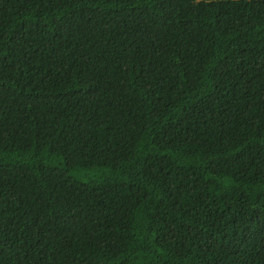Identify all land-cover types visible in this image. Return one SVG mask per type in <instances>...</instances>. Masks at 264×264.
<instances>
[{
    "label": "trees",
    "instance_id": "obj_1",
    "mask_svg": "<svg viewBox=\"0 0 264 264\" xmlns=\"http://www.w3.org/2000/svg\"><path fill=\"white\" fill-rule=\"evenodd\" d=\"M0 264H264V0H0Z\"/></svg>",
    "mask_w": 264,
    "mask_h": 264
}]
</instances>
